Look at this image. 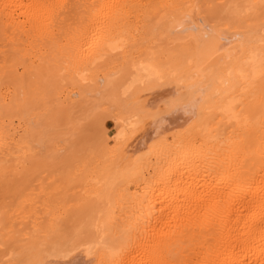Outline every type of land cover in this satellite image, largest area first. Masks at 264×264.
Instances as JSON below:
<instances>
[{
	"label": "bare ground",
	"instance_id": "obj_1",
	"mask_svg": "<svg viewBox=\"0 0 264 264\" xmlns=\"http://www.w3.org/2000/svg\"><path fill=\"white\" fill-rule=\"evenodd\" d=\"M0 264H264V0H0Z\"/></svg>",
	"mask_w": 264,
	"mask_h": 264
},
{
	"label": "rangeland",
	"instance_id": "obj_2",
	"mask_svg": "<svg viewBox=\"0 0 264 264\" xmlns=\"http://www.w3.org/2000/svg\"><path fill=\"white\" fill-rule=\"evenodd\" d=\"M90 99H91V98H90ZM92 100H93V98L91 99V101H92ZM39 104H40V103H39ZM40 106H41V104H40ZM89 107H91V105H89ZM42 108H43V107H40V109H38V108L36 107V110H37V109L40 110V112H36V113H37V114H38V113L40 114L42 111H44V109H42ZM41 109H42V111H41ZM38 110H37V111H38ZM44 125H45V124H44ZM42 126H43V125H42ZM42 126H39V127L41 128L40 130H41V131H44V128H45V127H42ZM59 128H60V127H58V129H59ZM61 128H64V127H61ZM61 128H60L59 130H62ZM40 130H39V131H40ZM59 130H57V131L60 132ZM63 130H64V129H63ZM41 131H40V132H41ZM40 132H39V133H40ZM44 132H45V131H44ZM37 133H38V132H37ZM112 133H113V132H112ZM43 134H44V133H43ZM37 135H38V134H37ZM39 135H41V134H39ZM39 135H38V136H39ZM111 135H112V134H111ZM62 137H63V136H62ZM32 148H33V149H32ZM32 148H31L32 152L34 151V152H35L34 154L38 157V159L36 158L37 162H38V160H39L40 158H42V160H43V159H48V160H50V157H51V158H52L51 160H53L54 157H53V156H49V153H53L54 151L52 152L51 150H49V147H48V149H47V148L45 149V148H42V147L38 146L36 142H33V143H32ZM88 149L91 150L92 148H88ZM88 149L85 150L86 152L83 151L84 153H80L81 157H82V156L86 157V156H87L86 154H87V153L89 154V150H88ZM47 150H48L49 152H48ZM58 152H59V151H58ZM91 152H92V150L90 151V153H91ZM93 152H94V151H93ZM54 153H56V152H54ZM54 153H53V154H54ZM34 154H33V155H34ZM83 154H84V155H83ZM91 154H93V153H91ZM50 155H52V154H50ZM77 155H79V154H77ZM55 157H57V158L59 159V156H55ZM54 159H55V160H53V161H51V162H54V161H55L56 164H55V163H53V164L51 163L52 165L50 164V168H52L51 166H53V168H52L53 171H52V172H51V171H47V173L50 174V175H53L55 172H56V174H54V175H57L60 171H63V170H61V168H60V164L57 163V162H58V159H56V158H54ZM36 160H35V159L33 160V164H34V161L36 162ZM48 160H47V161H48ZM56 160H57V161H56ZM40 161H41V159H40ZM44 161H46V160H44ZM44 161H43V162H44ZM48 162H50V161H48ZM39 164H40V163H39ZM41 164H42V161H41ZM41 164H40V165H41ZM36 165H38V164L36 163L35 166H34L33 168L36 169ZM40 165H39L37 168L41 169L42 167L40 168ZM44 165L49 166V163H48V164L43 163L42 166H44ZM54 165H56L57 167H55ZM58 167H59V168H58ZM43 168H44V167H43ZM54 168H56V169L54 170ZM57 168H58V170H57ZM47 169H49V168L47 167ZM43 170H44V169H43ZM44 171H46V170H44ZM44 171H43V173H41L42 175L39 174L40 172H37V173H38V175L43 176L44 174H46V172H44ZM57 172H58V173H57ZM51 173H52V174H51ZM60 173H61V172H60ZM46 175H47V174H46ZM50 175H48V176H50ZM18 251H19V250H18ZM18 251H17V252H18Z\"/></svg>",
	"mask_w": 264,
	"mask_h": 264
}]
</instances>
